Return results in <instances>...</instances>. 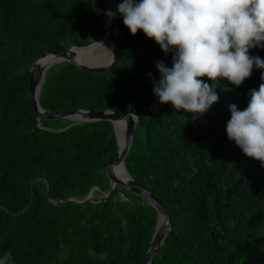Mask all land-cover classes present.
I'll return each instance as SVG.
<instances>
[{"label":"trees","instance_id":"trees-1","mask_svg":"<svg viewBox=\"0 0 264 264\" xmlns=\"http://www.w3.org/2000/svg\"><path fill=\"white\" fill-rule=\"evenodd\" d=\"M93 3L0 0V255L11 251L14 264H139L155 226L152 207L122 187L110 190V122H37L28 103L37 56L101 32L103 0ZM113 34L119 59L110 70L84 73L58 63L43 78L38 105L138 113L123 166L170 219L150 264H264V167L225 131L229 105L243 110L258 86L224 80L204 116L174 111L153 94L155 65L171 67L172 54L142 31L130 35L119 15ZM261 52L250 50L264 59ZM92 188L103 195L84 200Z\"/></svg>","mask_w":264,"mask_h":264},{"label":"clouds","instance_id":"clouds-1","mask_svg":"<svg viewBox=\"0 0 264 264\" xmlns=\"http://www.w3.org/2000/svg\"><path fill=\"white\" fill-rule=\"evenodd\" d=\"M95 3L96 0L93 7ZM107 3L103 0L104 8ZM117 15L122 17L123 25L130 35L135 36L138 31H142L146 38L159 46L161 52L165 55L172 54L171 67L162 61L155 65L159 79L153 80V94L160 104H170L174 111L191 114L194 118L202 117L218 101L216 89L221 81L227 80L236 88L246 79L255 82L258 89L249 90L247 107L240 110L236 104L229 105L230 119L225 131L228 140L234 142L245 157L258 161L264 167V59L258 53H250V50L258 48L262 51L261 57L264 56V0H120L115 12H105L103 28L106 17L111 21ZM113 39L118 46L114 34ZM104 41L107 42L112 57V46L107 37L98 42L96 47L99 48ZM94 49L90 51V56ZM103 72L105 71L93 73ZM148 76L151 78L152 74L149 73ZM203 78H207L211 84ZM129 111L134 113L136 126L139 115L133 109L123 113ZM111 126L117 152L118 140L113 123ZM123 135L124 127L122 143ZM169 229L170 219L162 242ZM0 264H14L11 251L0 255Z\"/></svg>","mask_w":264,"mask_h":264},{"label":"water","instance_id":"water-1","mask_svg":"<svg viewBox=\"0 0 264 264\" xmlns=\"http://www.w3.org/2000/svg\"><path fill=\"white\" fill-rule=\"evenodd\" d=\"M118 3L120 0H112L110 4H106L105 12L107 10H112L115 12ZM118 15L115 19L109 21L106 17L105 26L102 29L101 33L93 40L88 41L87 43L76 46L71 44L68 48L63 51H49L44 52L40 56L36 57L33 61L30 68V75L28 80V102L33 111L35 120L38 121H49V120H59V119H74L80 122H95V121H110L113 123L116 120H124V135L122 149L117 152L113 159H108L105 167V175L109 182L110 190L116 186L124 188L129 193L138 196L141 198L148 206L152 207L156 213V223L152 233V237L149 242V246L146 252V255L143 261L139 264H150V261L155 254L157 248L162 243V237L165 234V231L169 227V218L160 205V203L154 199L146 190L141 186L135 183L125 172L123 167V159L128 151V148L131 143V136L133 133L134 126L136 124V118L133 119V112L129 111L128 113H123L121 115L109 112H86L80 110H69L64 112H51L45 111L38 106L37 103V94L42 81V78L52 65L67 62L76 67L81 72H102L110 69L118 59V46L113 39V28L117 21ZM107 37L112 46V57H110L107 65H93L91 61L90 51L94 49L98 42L102 41ZM86 49V54H79V50ZM86 58V60L84 59ZM40 67V68H39ZM116 165H121L122 176L120 179L112 171V167ZM88 199L87 197L84 199Z\"/></svg>","mask_w":264,"mask_h":264},{"label":"rangeland","instance_id":"rangeland-1","mask_svg":"<svg viewBox=\"0 0 264 264\" xmlns=\"http://www.w3.org/2000/svg\"><path fill=\"white\" fill-rule=\"evenodd\" d=\"M106 2H108V0H106ZM111 56V50L107 44L106 41H104L102 44H100L99 48H95L93 50V53L91 55V59L94 62V65H104L106 64ZM56 120H49L48 122H53ZM117 133H118V137H120L119 135H121L123 133V126L120 124H117ZM97 194V195H96ZM102 193H98V191L95 188H92L91 192L88 194L87 198L90 199L93 196H102Z\"/></svg>","mask_w":264,"mask_h":264},{"label":"bare ground","instance_id":"bare-ground-1","mask_svg":"<svg viewBox=\"0 0 264 264\" xmlns=\"http://www.w3.org/2000/svg\"><path fill=\"white\" fill-rule=\"evenodd\" d=\"M110 2H111V0H108V3L107 4H110ZM79 52V54L81 55V54H86V49L84 50V49H82V50H79L78 51ZM85 60H86V58H84ZM40 68V67H39ZM114 124H115V127H116V130H117V124H120V125H122L123 127H124V125H123V120H117V121H114L113 122ZM123 134V133H122ZM122 134L121 135H119L120 137H118L117 138V140H118V151H120L121 149H122ZM117 135H118V133H117ZM112 171L117 175V177H119L120 179H122L123 178V176H122V168H121V165H116V166H113L112 167Z\"/></svg>","mask_w":264,"mask_h":264}]
</instances>
